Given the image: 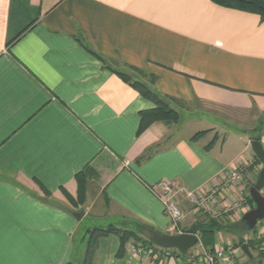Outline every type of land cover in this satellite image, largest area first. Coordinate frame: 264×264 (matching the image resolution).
Here are the masks:
<instances>
[{
  "label": "crops",
  "instance_id": "obj_1",
  "mask_svg": "<svg viewBox=\"0 0 264 264\" xmlns=\"http://www.w3.org/2000/svg\"><path fill=\"white\" fill-rule=\"evenodd\" d=\"M117 73L180 100L179 121L138 135L154 105ZM257 138L264 149L257 15L211 0H0V264H81L93 228L169 235L152 193L161 182L207 193L239 172L207 210L178 203L183 232L207 216L242 222L255 209ZM87 166L97 178L76 205L75 176ZM236 244L218 233L213 251L230 246L236 258L223 264H237ZM119 249L117 236L99 239L94 264H193L191 251L133 240Z\"/></svg>",
  "mask_w": 264,
  "mask_h": 264
},
{
  "label": "trees",
  "instance_id": "obj_2",
  "mask_svg": "<svg viewBox=\"0 0 264 264\" xmlns=\"http://www.w3.org/2000/svg\"><path fill=\"white\" fill-rule=\"evenodd\" d=\"M217 6L222 8L236 10L244 13L254 14L260 18V21L264 23V0H211ZM139 76H145L141 71L130 68ZM120 78L129 83L134 89H136L145 99L150 101L154 105V109L140 113V123L138 128V135L143 133L150 125L155 122H178L179 114L172 106L183 108L184 104L175 98L161 96L151 91L148 86L143 83L133 82L132 79L122 73H117ZM155 77H150V83L153 85L156 83ZM202 134H199L200 136ZM256 141H260L259 138ZM255 158V157H254ZM256 160V159H255ZM257 161V160H256ZM258 162V161H257ZM96 173L87 166L84 170L79 172L75 176L77 184L76 205H83L86 198V185L89 180L96 179ZM247 200L252 204L250 197ZM198 227V237L202 247L208 252L213 251L214 241L218 233L233 234L237 237V247H241L243 244L247 246L249 252H256V257L253 260H249V264H264V239L255 238L244 241V235H247L249 231L245 224L242 222L236 224H230L228 220L222 218L205 217L200 222L196 223ZM140 230L150 232V228L146 226H139ZM109 235H115L120 240V249L117 253V257H121L124 254V247L129 240L135 242H141L142 246H153L148 240L144 239L140 232H132L109 226L105 229L93 228L88 230L86 236V246L83 254L81 264H94L96 251L98 247L99 239L107 237ZM147 243V244H146Z\"/></svg>",
  "mask_w": 264,
  "mask_h": 264
},
{
  "label": "built area",
  "instance_id": "obj_3",
  "mask_svg": "<svg viewBox=\"0 0 264 264\" xmlns=\"http://www.w3.org/2000/svg\"><path fill=\"white\" fill-rule=\"evenodd\" d=\"M241 181L239 172H232L223 179L222 186H229L233 183ZM221 187H215L207 193L199 191H191L183 188H174L167 182H161L152 188V193L160 201L163 208V213L170 220V226L167 229L169 235H182L183 230L180 228L186 219V213L182 209L178 199L183 198V201L188 203L197 211L207 210L208 205L215 199ZM234 207H237L234 206ZM227 213V212H226ZM189 258L193 260V264H223L226 261H232L236 258L235 253L229 246L227 249H220L213 252H208L201 245L190 250ZM135 254L138 256L146 255L139 246L135 247Z\"/></svg>",
  "mask_w": 264,
  "mask_h": 264
},
{
  "label": "water",
  "instance_id": "obj_4",
  "mask_svg": "<svg viewBox=\"0 0 264 264\" xmlns=\"http://www.w3.org/2000/svg\"><path fill=\"white\" fill-rule=\"evenodd\" d=\"M250 149L254 157L262 165L257 181L249 194L255 209L246 213L241 220L247 229L252 231L257 223L264 219V197L261 194L264 189V149L262 142L256 140L250 142ZM77 219H80V216L77 215ZM198 233L197 225L193 224L182 235L156 234L150 231L145 236L153 246L164 250H175L179 255L186 257L188 252L198 245ZM240 250L249 260L252 258L245 244L240 247Z\"/></svg>",
  "mask_w": 264,
  "mask_h": 264
},
{
  "label": "rangeland",
  "instance_id": "obj_5",
  "mask_svg": "<svg viewBox=\"0 0 264 264\" xmlns=\"http://www.w3.org/2000/svg\"><path fill=\"white\" fill-rule=\"evenodd\" d=\"M224 216V215H223ZM223 220H225V218L223 217L222 218ZM261 227H263L264 228V219L263 220H261V221H259L258 222V224H257V227L252 231V232H249L247 235H244V237L243 238H247V239H255L256 237L257 238H262V239H264V230H263V232L261 233V235L259 234V235H257V232L260 230V228ZM256 234H255V233ZM86 243V242H85ZM85 246H86V244H84ZM199 246V245H198ZM241 252V251H240ZM242 253V252H241ZM251 253V252H250ZM251 255H252V260H253V258H255L256 257V252H253V253H251ZM182 259H184L183 257H182ZM250 259V260H251ZM236 263L237 264H249V259L246 257V256H244L243 254L241 255V256H239V258H237V260H236Z\"/></svg>",
  "mask_w": 264,
  "mask_h": 264
}]
</instances>
